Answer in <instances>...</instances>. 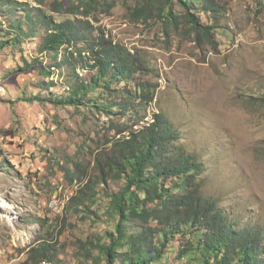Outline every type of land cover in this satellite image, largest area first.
Listing matches in <instances>:
<instances>
[{"label":"rangeland","instance_id":"rangeland-1","mask_svg":"<svg viewBox=\"0 0 264 264\" xmlns=\"http://www.w3.org/2000/svg\"><path fill=\"white\" fill-rule=\"evenodd\" d=\"M19 1L43 8L63 2L69 10L80 0ZM90 1V13L79 17L94 26L95 34L133 50L154 68L141 76L159 84L153 103L143 106L142 123L153 111L168 116L179 126L182 142L206 155L214 188L230 201L226 206H239L246 222L264 227V0H221L223 13L198 12L206 25L216 27L212 36L200 38L183 31L186 11L180 4H174L180 18L170 24L161 16V0ZM7 21L0 16V28ZM39 44L36 38L26 41L23 51L20 45L0 49V78L8 74L0 80L4 98L23 90L27 96L40 94L38 80H55L58 90L66 82L63 74L49 79L33 69L13 72L23 64L22 56L48 64ZM90 70L79 68V80L90 81ZM129 124L128 118L112 120L86 105L0 98V264H23L29 246L47 237L46 225L54 229L51 238L57 244L54 259H46L51 264H105L100 249L90 244L104 225L69 206L53 212L49 203L54 196L75 195L81 186L70 180L75 164L67 154L80 152L76 158L94 174L92 151ZM97 192L98 205H105L108 198Z\"/></svg>","mask_w":264,"mask_h":264},{"label":"trees","instance_id":"trees-1","mask_svg":"<svg viewBox=\"0 0 264 264\" xmlns=\"http://www.w3.org/2000/svg\"><path fill=\"white\" fill-rule=\"evenodd\" d=\"M54 3L52 8H43L0 0V16L8 19V26L0 28V49L20 45L23 51L26 41L38 38L39 51L47 56L48 64L38 57L22 56L23 64L13 72L33 69L49 79L63 74L66 89L62 92L63 85L58 90L55 80H38L40 94L27 96L23 90L0 98L11 103L46 100L78 108L86 105L112 120L117 116L130 119L128 126L118 127L116 137L92 151L94 174L85 171L76 158L80 152L66 156L75 164L74 172L68 174L70 180L81 184L69 207L92 214L104 225L90 241L100 249V258L105 264H264V227L246 222L239 206L237 210L226 206L230 201L220 198V190L214 188L206 155L184 144L179 126L163 112L153 111L151 122L140 120L145 118L143 106L153 103L159 87L141 76L154 68L133 50L104 34L96 35L94 26L79 17L90 13V0H80L69 10H64L63 2ZM162 3L161 16L170 24L180 18L174 4L182 5L186 11L183 31L195 32L197 38L212 36L216 29L206 25L198 12L211 15L224 10L221 0ZM79 68L94 72L90 81L79 80ZM47 151L54 153L51 148ZM60 160L67 162L63 156ZM99 189L108 198L105 205H98ZM46 228L47 237L38 246H29L23 264L54 259V229ZM92 253L88 250L87 257Z\"/></svg>","mask_w":264,"mask_h":264},{"label":"bare ground","instance_id":"bare-ground-1","mask_svg":"<svg viewBox=\"0 0 264 264\" xmlns=\"http://www.w3.org/2000/svg\"><path fill=\"white\" fill-rule=\"evenodd\" d=\"M62 55V54H61ZM71 193V192H70ZM61 194V193H60ZM63 196L61 197H58V196H54L50 203H49V207L51 208V210L53 212H60L61 211V204H64L62 206V211L67 207L69 206L71 200H72V197L74 195H68L67 193H64L62 194ZM40 264H51L50 261L48 260H43Z\"/></svg>","mask_w":264,"mask_h":264},{"label":"built area","instance_id":"built-area-1","mask_svg":"<svg viewBox=\"0 0 264 264\" xmlns=\"http://www.w3.org/2000/svg\"><path fill=\"white\" fill-rule=\"evenodd\" d=\"M64 204H61V211L59 212V214L62 212V206H63Z\"/></svg>","mask_w":264,"mask_h":264},{"label":"clouds","instance_id":"clouds-1","mask_svg":"<svg viewBox=\"0 0 264 264\" xmlns=\"http://www.w3.org/2000/svg\"><path fill=\"white\" fill-rule=\"evenodd\" d=\"M151 116H152V115H151ZM149 121H150V122L153 121L152 117H151V119H150ZM76 193H77V191H76Z\"/></svg>","mask_w":264,"mask_h":264}]
</instances>
